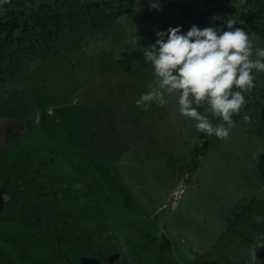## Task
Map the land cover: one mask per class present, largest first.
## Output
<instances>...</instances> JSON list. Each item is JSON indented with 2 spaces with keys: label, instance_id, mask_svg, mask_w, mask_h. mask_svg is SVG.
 I'll list each match as a JSON object with an SVG mask.
<instances>
[{
  "label": "rangeland",
  "instance_id": "obj_1",
  "mask_svg": "<svg viewBox=\"0 0 264 264\" xmlns=\"http://www.w3.org/2000/svg\"><path fill=\"white\" fill-rule=\"evenodd\" d=\"M259 1L152 0L160 5L156 10L149 0H10L19 27L0 62V201L9 196L35 218L32 229L40 235L74 236L90 245L70 249L72 260L84 259L79 264H176L179 258L183 264H250L255 240L212 239L209 222L176 220L188 217L179 208L173 215L178 197L170 189L176 176L180 185L198 183L188 193L198 207L189 203L197 209L192 218H206L204 208L217 213V206L233 213L211 218H231L230 225L234 212H244L264 226V72L253 73L255 87L244 93L247 104L233 115L227 141L198 132L196 122L180 114L178 97L147 112L135 101L155 79L143 51L158 39L156 32L181 27L186 34L195 25L172 15L178 3L208 10L201 29L219 28L223 16H233L255 42V58L264 47V37L249 29H264V13L250 19ZM10 11L0 5L2 23L13 17ZM43 14L63 20L58 39L46 44L34 27ZM8 32L0 28L1 41ZM206 109L198 111L214 126L222 123ZM136 192L141 208L133 202L128 210L149 214L148 224L126 211L128 194ZM160 209V219L151 221ZM170 222L180 224L186 238L164 234L170 245L155 246L158 237H150L161 236ZM259 251L255 264H264Z\"/></svg>",
  "mask_w": 264,
  "mask_h": 264
},
{
  "label": "clouds",
  "instance_id": "obj_2",
  "mask_svg": "<svg viewBox=\"0 0 264 264\" xmlns=\"http://www.w3.org/2000/svg\"><path fill=\"white\" fill-rule=\"evenodd\" d=\"M9 2L0 0V4ZM149 4L160 10L158 3L149 0ZM225 23L227 30L223 26L201 29L192 25L186 34L181 27L157 31L158 39L143 51L155 79L149 91L135 101L136 106L147 112L153 103L163 107L168 98L178 97L180 114L193 119L198 132L227 141L235 127L233 115H239L247 104L244 93H251L255 87L253 73L264 72V47L256 49L252 58L255 42L249 34L235 27L233 18ZM233 85L238 90H233ZM204 105L222 123L214 126L207 115L199 112ZM243 119L248 121L249 116ZM261 247L264 243L258 241L249 250L250 264H255Z\"/></svg>",
  "mask_w": 264,
  "mask_h": 264
},
{
  "label": "crops",
  "instance_id": "obj_3",
  "mask_svg": "<svg viewBox=\"0 0 264 264\" xmlns=\"http://www.w3.org/2000/svg\"><path fill=\"white\" fill-rule=\"evenodd\" d=\"M176 179L178 180V182L173 187V189H170L171 190V197H178V205L176 206L177 210H175L173 212V215L177 211H179L178 210V208H179L180 209V211H179L180 213L179 214L182 215V213H183L184 216L188 217V218H175L176 220L181 219L182 220L181 222H186V223H188L189 221L190 222H200V223L201 222H209L208 230L206 232L212 234V237H211L212 239L220 240V239H222V238H224L226 236L236 235V236L242 238L241 240H243V241H245V240H248V241L255 240L252 243L253 246L256 245L258 241L260 243H264V226L258 227L259 224H261L262 221L261 222L257 221V219H255V218L254 219L247 218V217H245L243 215L244 212L243 213L242 212H239V213L234 212V214H236L235 215L236 217L234 218V221L230 225H228V222L230 221L231 218H220L219 220H217L216 218H211L210 217V216H214L216 214L220 215L221 214L220 211H223V213L225 211V214L227 213L228 216L230 217L233 212H231L230 209L226 208V207H221L219 209L216 206L217 213L212 211L210 215L206 214L207 210L204 208L202 210V214L207 215L206 218H202V217L201 218H192V214L195 215V213H196L195 211H197V209H192V207H190L189 203H191V202L193 203V201H194V205L197 207V202H196V199H195L194 195H188V193H191L194 190H196V189H194L193 186L194 185L196 186V184H198V183L197 182H190L189 186H188V184L187 185H183V184L180 185L179 176H176ZM43 187H45V186L42 184V188ZM180 195H182L181 198H180ZM186 196L188 198L191 196V198L188 200V199H186ZM157 197H158L159 200H162L161 194H158ZM132 199H134L133 202L135 204H137V206L138 205L140 206L139 202H137V199L140 200L139 193L136 192V194H134L132 196L128 194V200L127 201H130ZM130 204H132V201L130 202ZM130 204H129V206H130ZM141 204L145 205L142 202H141ZM202 204L205 205V202L202 201ZM179 205L182 208H180ZM254 206L259 208V206H262V204H257L256 203V204H254ZM122 207H123V205H122ZM232 208H237V207L236 206L235 207L232 206ZM192 210H195V211L192 213L191 212ZM160 211H161V209L159 210L158 215L156 214L157 216L156 217L154 216L155 218H153V219L151 218V221H154V219H157V220L160 219L159 218L160 217V215H159ZM148 212L151 213V211H148ZM149 216H150L149 214H144L142 212H140V215H137V217H142L141 219L143 221H146L147 224H148V222H150V221H148V220H150ZM169 219H171V218H169ZM262 219L263 218H260V220H262ZM175 224H176V222L175 223L170 222V224H167L166 226H164L161 236H157L158 240L155 241V242H157V243H155V245H162V246H165V247H167V245H170L169 242H168V238H166L164 236V234L165 235L166 234L170 235L174 240H179V241L186 238L185 229L180 231L179 230L180 229L179 228L180 224H178V225H175ZM196 225L198 226V224H196ZM259 228H260L261 231H259ZM172 238H170V239H172ZM150 239L155 240V239H153V237H150ZM253 246H251V248ZM242 247L244 248L243 245H242ZM259 250L264 251V247L259 248L257 250L256 254L260 253ZM208 252L209 251H207L205 254H201V256L206 255ZM175 263L176 264H183V261L179 258V260H177V262H175ZM247 263H249V260L245 261V264H247Z\"/></svg>",
  "mask_w": 264,
  "mask_h": 264
},
{
  "label": "trees",
  "instance_id": "obj_4",
  "mask_svg": "<svg viewBox=\"0 0 264 264\" xmlns=\"http://www.w3.org/2000/svg\"><path fill=\"white\" fill-rule=\"evenodd\" d=\"M253 1H256V0H253ZM178 4L180 6L178 8V11L175 12V10H174L172 12V15H174V13H177V15L179 17H181L182 19L186 20L187 22H191V23L195 24L196 26L199 23H203L205 21L206 17L208 16V14H209L208 10L203 9V8L193 7V6H186L185 4H182V3H178ZM0 5H4V7L7 10H9V11L11 10V4L4 3V4H0ZM256 5H257L256 12L254 14H252V17L250 19H252L253 17H255L257 15H260V14L264 13V0H262V2L261 1L257 2ZM93 6H95V7L97 6L98 7L97 4H93ZM121 9L124 10L126 8H121ZM121 9L119 11H117L115 14H117L118 16H121L122 15V10ZM14 11L15 10H11L10 11V14L13 15V17L10 20H8L7 22L2 23L1 20H0V28L1 29L6 28V27L9 28L8 34L4 37V39L2 41L0 40V43H1L0 44V62L5 58V56H2V54L5 52L4 48H8L9 44L13 45L14 39L12 38V35L15 33V31L19 27V24L17 23V21L19 22V20H18L19 18L17 19L16 12H14ZM112 14H114V13H110L109 16H112ZM228 18H233L235 20V18L233 16H231V17L223 16L222 20H221V24L224 27V30H227V25H226L225 22H226V20ZM62 25H63V20L57 14L56 15L55 14H52V15H47V14L39 15L38 18L35 21V26H34L35 28H37L39 30V34L37 36L38 37L37 39L39 41H41V43H43V44H46L48 40L50 41V40H53V39H58V33L61 31ZM235 27H239L237 21H236ZM249 29L252 32H255L258 36H260L262 38L264 37V29L260 30L256 26H250ZM15 40L17 42L20 41L18 36H17V38H15ZM135 73H138V70ZM233 90H234V88H233ZM127 200H128V198H127ZM127 200H126L125 206H126V210L129 211L128 210L129 204L132 201V204H130V205H134V203H133L134 199H132L130 201H127ZM138 208H141V205L138 206ZM129 216H132V217L136 218L137 214H136V212L135 213H131L129 211ZM36 224H37V222H35V225ZM143 229L144 228H142L141 230L144 231ZM157 236L158 235H156V232H155L154 236H153V239H155ZM49 238L55 242L54 243L55 245H56V243H60V245H62V247H57L56 248L58 250H60V248L61 249L64 248L66 244L68 245V251L65 253L67 258L69 257L68 254L70 252V249H77L78 251L84 250V248L87 249L86 251L91 249L90 245L83 244L82 240L80 241L78 237L72 236V237H68V238H62V237L60 238V237H56V236H49ZM155 243H157V242H155ZM1 246H2V244L0 243V247ZM155 246H159V248L163 247L162 245H155ZM2 251L3 252H0V261L2 262V264H7V259L3 256V255L6 254V252L4 250H2ZM69 259H71V258L69 257ZM12 261H13L12 264H16L15 263V259L13 257H12ZM83 262H84V259H83Z\"/></svg>",
  "mask_w": 264,
  "mask_h": 264
},
{
  "label": "flooded vegetation",
  "instance_id": "obj_5",
  "mask_svg": "<svg viewBox=\"0 0 264 264\" xmlns=\"http://www.w3.org/2000/svg\"><path fill=\"white\" fill-rule=\"evenodd\" d=\"M43 189V188H42ZM34 191L32 193H35ZM26 215V214H25ZM35 218H2L0 220V252L7 259V264H12V257L17 264H79L83 262L67 258L68 245L62 248L64 252L58 253L57 247H62L49 238V235H40L32 228L35 227ZM50 257V258H49ZM81 259V260H79ZM54 261V262H53Z\"/></svg>",
  "mask_w": 264,
  "mask_h": 264
},
{
  "label": "water",
  "instance_id": "obj_6",
  "mask_svg": "<svg viewBox=\"0 0 264 264\" xmlns=\"http://www.w3.org/2000/svg\"><path fill=\"white\" fill-rule=\"evenodd\" d=\"M6 194L7 193H5V195ZM9 198V196H6L0 201V220L2 218H22L25 214V211L22 209L19 210L17 206H13L10 203ZM0 264H2L1 261Z\"/></svg>",
  "mask_w": 264,
  "mask_h": 264
}]
</instances>
